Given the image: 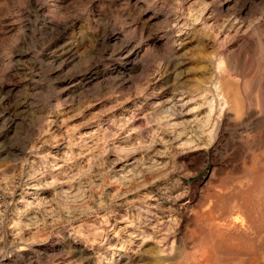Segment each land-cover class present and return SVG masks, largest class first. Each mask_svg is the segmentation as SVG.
Listing matches in <instances>:
<instances>
[{"label":"rangeland","instance_id":"374dc122","mask_svg":"<svg viewBox=\"0 0 264 264\" xmlns=\"http://www.w3.org/2000/svg\"><path fill=\"white\" fill-rule=\"evenodd\" d=\"M216 262L264 264V0H0V264Z\"/></svg>","mask_w":264,"mask_h":264},{"label":"bare ground","instance_id":"6f19581e","mask_svg":"<svg viewBox=\"0 0 264 264\" xmlns=\"http://www.w3.org/2000/svg\"><path fill=\"white\" fill-rule=\"evenodd\" d=\"M228 104V100L226 99V97H224V96H222V99H221V104H220V106L221 107H225L226 105ZM233 106V105H232ZM238 114V113H237ZM259 137V136H258ZM257 142V141H256ZM255 181V180H254ZM241 183V182H240ZM237 199V198H236ZM170 201V200H169ZM175 201V200H174ZM238 201V200H237ZM179 202V201H178ZM162 203V202H161ZM238 203V202H237ZM243 203V202H242ZM175 204V203H174ZM237 206V205H236ZM252 206V205H251ZM246 212L247 211H245L244 212V214H246ZM174 213V212H173ZM239 212L237 213V211H236V216H233L234 218H231V219H224L223 220V225H222V228H224V230L225 231H228L229 232V230H231L232 228L233 229H236V230H232V231H235L236 233H238V231H240V229L241 228H243V223H246L247 221H246V216H245V218H243V216H241V217H238L239 215ZM243 214V213H242ZM210 218V217H209ZM246 221V222H245ZM206 222H208V221H206ZM210 223V222H209ZM249 223V222H248ZM206 224V223H205ZM214 224V223H213ZM216 227V226H215ZM249 227V226H248ZM214 228V227H213ZM218 228V227H217ZM245 228V227H244ZM238 229V230H237ZM221 230V229H220ZM208 231H209V229H208ZM231 231V232H232ZM245 232V231H244ZM207 233V232H206ZM211 233H213V232H211ZM204 234V233H203ZM215 234V233H214ZM224 234V233H223ZM252 234V233H251ZM208 235H209V232H208ZM213 235V234H212ZM210 236V235H209ZM209 236H208V238H209ZM221 236V235H220ZM202 237V236H201ZM212 238L213 237H211L210 239H211V241H212ZM217 238V237H216ZM201 239V238H200ZM204 239V238H203ZM203 239H201V240H203ZM206 239H207V237H206ZM225 239V238H224ZM223 239V240H224ZM200 240V242L201 243H203L202 241ZM209 240V239H208ZM234 240V239H233ZM236 240V239H235ZM227 241V240H226ZM214 242V241H213ZM216 242L217 241H215V245H216ZM208 243V242H207ZM212 243V242H211ZM223 243V242H222ZM226 243V242H225ZM213 244V243H212ZM212 246V245H211ZM216 247V246H215ZM203 248V247H202ZM205 248H207L206 247V245H205ZM214 248V247H213ZM217 248V247H216ZM216 248H214L216 251H217V249ZM209 250V249H208ZM214 250V251H215ZM216 251H215V253H216ZM216 255H217V253H216ZM205 258V257H204ZM215 258V257H214ZM219 259V258H218ZM221 259V258H220ZM238 259V258H237ZM212 260V259H211ZM208 261V260H207ZM215 264H218L217 262L215 263ZM223 264V263H222Z\"/></svg>","mask_w":264,"mask_h":264}]
</instances>
